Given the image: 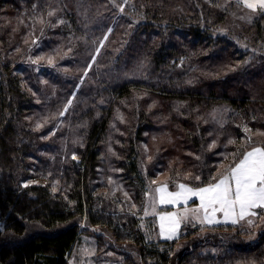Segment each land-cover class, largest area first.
<instances>
[{
  "label": "trees",
  "instance_id": "obj_1",
  "mask_svg": "<svg viewBox=\"0 0 264 264\" xmlns=\"http://www.w3.org/2000/svg\"><path fill=\"white\" fill-rule=\"evenodd\" d=\"M236 3L0 0V264H68L97 228L110 232L123 264H264V229L246 221L188 224L155 241L136 214L164 173L172 188H197L264 148V15L244 24ZM108 28L111 47L76 91L77 145L46 138L35 117L47 104L41 79L53 84L54 107L66 104L88 64H75L86 53L76 38L90 51ZM44 49V62L68 57L69 73L31 67Z\"/></svg>",
  "mask_w": 264,
  "mask_h": 264
},
{
  "label": "rangeland",
  "instance_id": "obj_2",
  "mask_svg": "<svg viewBox=\"0 0 264 264\" xmlns=\"http://www.w3.org/2000/svg\"><path fill=\"white\" fill-rule=\"evenodd\" d=\"M122 2L123 0H118ZM131 1V0H127ZM134 3H137V0H132ZM235 3L239 1L242 3L241 0H233ZM224 4H227L228 0H223ZM238 3L235 4L234 9L237 12V15H239L240 19L244 24H252L253 21H255V18L253 15L257 16L258 21L262 19L264 15V9H251L247 8H240ZM243 4V3H242ZM39 22H43V18H39ZM98 25V23H94L92 27H95ZM110 29L108 28L106 32H102V34L99 36V40H94L92 37L90 40L92 41V48L89 51V42H87L83 38L77 37L82 45H84L86 49V53L83 55L82 58H78V61L75 64H79L82 61H87L86 69L81 72V82L78 84L76 90L70 97L69 101L66 104H63L62 106L57 105V107H54V105L58 102L57 96H56V91H53V84L47 81V79L42 78L41 79V91L39 94H37V97L39 99L40 103L46 102L47 104L44 106V108L37 114L35 117H37L38 121V126L40 127L41 131L43 132L44 130L49 128L50 130L44 133L46 134V138H51V136H55L56 134H59L60 138H65L69 140L72 145L74 144V135L78 127V121L73 118V108L74 104L77 98V93L76 91L79 89L80 85L83 83L85 78H92L91 73L93 69H97L99 66V62L103 56L104 49H107L111 47V44L108 41V33ZM42 34V39L43 40H48L49 37L44 36ZM47 38V39H46ZM107 42V43H106ZM45 49L41 51V53L38 56V59L34 62H32V57L29 54V57H26L25 61L32 62L33 64L31 67L35 68L36 70L41 67L49 65L53 69H60L64 70L67 69L69 70L70 67H72L73 63L68 61V57L62 61L57 62L55 57H52L50 54L47 60L44 62L43 60L45 59ZM43 58V60H42ZM55 58V59H54ZM87 58V60H86ZM31 60V61H30ZM64 62H67V64H64ZM65 71V70H64ZM69 73L68 71H65ZM53 74H56L57 71L54 70L52 72ZM121 78H125V75L122 74ZM145 92L149 93L148 91L145 90ZM116 99V98H115ZM128 100V99H127ZM114 102V101H113ZM130 102H127L126 106L129 109ZM131 106V105H130ZM54 107V108H53ZM220 108L216 109L214 114L220 113ZM121 114L124 116H120V114L116 113V116H120L126 118L128 116V112H121ZM116 133H118L116 131ZM52 137V138H55ZM152 141H155L153 139ZM74 145H77L74 144ZM151 145H154V142H151ZM72 147V146H71ZM260 147V146H255ZM164 148V147H163ZM262 148V147H260ZM72 149H76L75 146ZM253 149V148H252ZM250 149L249 151H251ZM168 153H170V149L168 148ZM182 154V153H181ZM178 156V154H177ZM179 157V156H178ZM72 158L74 161L80 163V160L77 156V154L72 153ZM179 161L180 158H177ZM175 163V166H179L181 168V164L179 162L173 161ZM145 172L147 174V170L149 169V166L146 165ZM167 173H164L162 176H160L157 180L153 182V184L149 185L147 192L145 194V198L143 199L142 203L139 202L136 204V209H142L137 210V216L139 219L140 226L142 228V231L145 233V235L152 240H158L162 239L161 236L163 235L161 232V221H160V216L164 214H171L175 213L177 218L179 219V226L175 229V233L180 230V228L184 225L188 224H195V225H205V219H204V212L202 210L199 211H193L195 209H199L200 201L198 197L193 196L191 199L187 201V203L180 202L178 204H161L159 202V193L157 192V189L161 187L162 185H167V191L168 192H176L178 191V186L172 188L170 184H168L165 180L167 179ZM115 183L117 184V181L115 180ZM190 188L195 189L196 187H192L190 185H187ZM201 186V187H206ZM197 187V188H201ZM187 210V211H186ZM256 215H251L249 214V219L247 224L249 226L255 227V229H264V215H260L257 211H255ZM223 217V213L217 212L215 215V218H220ZM247 221V217L243 218L240 222H245ZM151 223V227L149 224ZM0 228H2V222L0 221ZM97 230V231H95ZM165 230L170 233L169 228L166 225ZM93 234L94 233H99L100 232V239H96L93 234L89 235H82L74 247L72 254L70 257L67 259L68 264H123V258L118 251H115L113 248L114 246V241L113 238L110 234V232H107V230H101L100 228L93 229ZM178 238V237H177ZM176 239V238H175ZM173 240V239H170ZM124 243H119L116 244L115 247L116 249L120 250L121 247H125L123 245Z\"/></svg>",
  "mask_w": 264,
  "mask_h": 264
},
{
  "label": "snow or ice",
  "instance_id": "obj_3",
  "mask_svg": "<svg viewBox=\"0 0 264 264\" xmlns=\"http://www.w3.org/2000/svg\"><path fill=\"white\" fill-rule=\"evenodd\" d=\"M264 8V0H257ZM249 8L257 4L248 3ZM199 179V177H196ZM178 191L168 192L167 185L157 189L161 204L187 203L193 196L200 201L199 209L204 212L205 221L215 222L217 212L223 213L225 220L236 217L243 219L246 215H256L251 212L254 208H264V148L256 147L246 151L234 166H230L226 174H222L215 183L206 187L190 188L185 184L178 185ZM187 211V210H186ZM162 234L166 225L170 230L169 238L175 234L179 226V219L175 213L160 216Z\"/></svg>",
  "mask_w": 264,
  "mask_h": 264
},
{
  "label": "crops",
  "instance_id": "obj_4",
  "mask_svg": "<svg viewBox=\"0 0 264 264\" xmlns=\"http://www.w3.org/2000/svg\"><path fill=\"white\" fill-rule=\"evenodd\" d=\"M241 1H242L243 5L246 6L247 8H249V7L247 6L248 3H254V4H257V6H256L255 8H251V9H255V10H258V9H264V8H261V7L259 6V4L257 3V0H241ZM258 209H264V208H254V209H251L250 211H251V212H255V211H257ZM248 216H249V215H246V216H245V217H247V221H246V222H248V219H249ZM245 217H244V218H245ZM235 219H236V222L233 223V222H232V218H229V219L225 220V217H224V215H223V217L215 218V222H211V223H209V222L205 221V225H206V226H213V225H220V224H237V223H239V222L242 220V219H240L239 217H236ZM180 229H181V228H180ZM179 233H180V230H179L178 232H176L174 235H172L171 238H169L170 233H168V231L165 230L164 233H163V235L161 236V238H162L163 240L175 239V238H177V237L179 236Z\"/></svg>",
  "mask_w": 264,
  "mask_h": 264
}]
</instances>
